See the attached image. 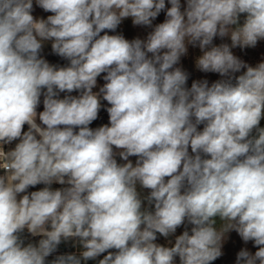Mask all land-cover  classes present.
Segmentation results:
<instances>
[{
  "label": "clouds",
  "instance_id": "1",
  "mask_svg": "<svg viewBox=\"0 0 264 264\" xmlns=\"http://www.w3.org/2000/svg\"><path fill=\"white\" fill-rule=\"evenodd\" d=\"M261 40L264 0H0V264H212L231 231L264 264V61L232 51ZM189 46L221 79L188 87Z\"/></svg>",
  "mask_w": 264,
  "mask_h": 264
},
{
  "label": "rangeland",
  "instance_id": "2",
  "mask_svg": "<svg viewBox=\"0 0 264 264\" xmlns=\"http://www.w3.org/2000/svg\"><path fill=\"white\" fill-rule=\"evenodd\" d=\"M182 3H184V0H182ZM50 14L51 13H46L39 7H36L34 3L33 15L35 17L46 18ZM164 19H165V15L164 13H161L157 17V19L153 22V24L155 25L157 23H161L163 22ZM151 30L152 29L148 27L134 26L132 24L131 19L129 18L123 21V23L118 27L117 33H109V34H122L128 40H132L137 37L143 39L146 37L148 32H150ZM220 43L230 44V39L226 38L224 40H221L220 38H216L214 40V44L219 45ZM232 51L234 55H236L238 58H240L244 62L248 63L251 66H255L256 64L264 61V40L258 41L256 47L254 48L240 49L239 47H237L235 49H232ZM41 55L51 64H55L59 66H66L68 63V61L55 55L52 52L50 43L45 44ZM199 55H201V53L198 47L193 48L189 46L188 55L182 57L180 65H178L182 67L183 70H185L187 73H189V80H188L189 87L191 86V83L194 80L207 79L209 81V84H211L212 82L218 79H221V77L217 73H203L196 68L195 61ZM239 74L241 73H237L236 75H239ZM102 76L98 77V86L96 89H94V91H98L99 87L103 85L104 81L102 79ZM64 95L65 93H61L60 98H63ZM72 95H78V93L73 92ZM42 100H43V97H41V104L37 110L38 112L43 111ZM102 104L104 105V107H102L101 111L99 112L98 119L90 125V127L92 128H97L99 126H102L108 123V114L105 110V108L108 105L106 101H102ZM37 122L39 123V120H37ZM200 127L202 128V126ZM261 127H264V120L261 121ZM24 130L25 131L27 130V125H25ZM117 159H118V162H122V161H119L118 157ZM130 159L133 161V163H135V159H136L135 157H130ZM42 187L43 185H37L35 188H30L29 191L39 190ZM58 187H61V185H57V184L53 185V188H58ZM146 194H147V190H143L142 195H146ZM188 227L190 228L191 226H188ZM183 231H184V227L182 226L181 228L177 229V233L175 235L182 234ZM25 236L27 237L26 243L27 242L35 243L36 241L40 239L39 237L33 238L30 236H27V233H25ZM169 239H171L174 242L175 236L169 237ZM156 242L159 244L166 245V246L168 245V241L165 240L164 237H161L159 235H158V240ZM245 248L249 250L252 254H254L255 251L257 250V248L254 247L252 241L245 243L235 231H231L226 235V238L223 242L222 256L219 257L217 260L213 261L212 264H236V256L238 252ZM73 252L79 254V249L76 247H73V243L69 241V242L62 243L61 245H59L57 252L54 253L52 256L48 257L47 259L51 261L52 259L55 258L56 255L69 254ZM102 258L103 256L98 257L97 260H90L87 262V264H98V260ZM177 264H179L178 258H177Z\"/></svg>",
  "mask_w": 264,
  "mask_h": 264
},
{
  "label": "built area",
  "instance_id": "3",
  "mask_svg": "<svg viewBox=\"0 0 264 264\" xmlns=\"http://www.w3.org/2000/svg\"><path fill=\"white\" fill-rule=\"evenodd\" d=\"M15 143H16V142H13L12 145H6V146H5V150L7 151L9 148H13L14 145H15ZM0 174H2V173H0Z\"/></svg>",
  "mask_w": 264,
  "mask_h": 264
},
{
  "label": "trees",
  "instance_id": "4",
  "mask_svg": "<svg viewBox=\"0 0 264 264\" xmlns=\"http://www.w3.org/2000/svg\"><path fill=\"white\" fill-rule=\"evenodd\" d=\"M188 87H189V85H188Z\"/></svg>",
  "mask_w": 264,
  "mask_h": 264
}]
</instances>
